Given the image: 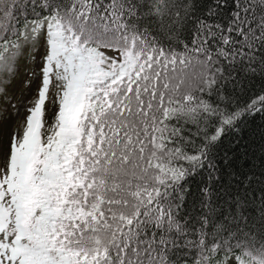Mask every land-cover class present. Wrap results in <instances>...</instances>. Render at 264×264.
Here are the masks:
<instances>
[{
	"label": "snow or ice",
	"instance_id": "1",
	"mask_svg": "<svg viewBox=\"0 0 264 264\" xmlns=\"http://www.w3.org/2000/svg\"><path fill=\"white\" fill-rule=\"evenodd\" d=\"M0 264H264V0H0Z\"/></svg>",
	"mask_w": 264,
	"mask_h": 264
},
{
	"label": "trees",
	"instance_id": "2",
	"mask_svg": "<svg viewBox=\"0 0 264 264\" xmlns=\"http://www.w3.org/2000/svg\"><path fill=\"white\" fill-rule=\"evenodd\" d=\"M260 123H261V121L259 119H257L256 124L255 125H251L250 127H252L253 129H256V126L260 125ZM245 136L247 137V139L241 141V144L248 143L249 140L252 138L247 131L245 132ZM257 139H258V137H257ZM237 148H238V152H240V153H242L243 150H244L242 147H239V146H237Z\"/></svg>",
	"mask_w": 264,
	"mask_h": 264
},
{
	"label": "rangeland",
	"instance_id": "3",
	"mask_svg": "<svg viewBox=\"0 0 264 264\" xmlns=\"http://www.w3.org/2000/svg\"><path fill=\"white\" fill-rule=\"evenodd\" d=\"M15 92H16V94H17V97L19 96V92H18V89H16V90H14ZM13 103H18V99H16V100H13ZM12 111V109L11 108H9V112H11Z\"/></svg>",
	"mask_w": 264,
	"mask_h": 264
}]
</instances>
